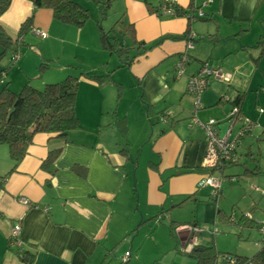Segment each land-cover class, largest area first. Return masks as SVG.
<instances>
[{
	"label": "crops",
	"instance_id": "0c3cea01",
	"mask_svg": "<svg viewBox=\"0 0 264 264\" xmlns=\"http://www.w3.org/2000/svg\"><path fill=\"white\" fill-rule=\"evenodd\" d=\"M128 2L126 23L109 30L126 53L109 51L98 39L97 56L103 60L109 52L110 57L93 74L110 79L98 83L82 73L78 76V88L84 84L96 91L82 94L80 101L77 93L76 103L81 107L75 104V115L81 128L70 131L65 139L36 134L14 170L8 150L0 148V264H110L104 261L116 256L112 249L117 246L132 264H161L164 248L158 235L139 247L132 242L131 225L121 228L118 217H127L136 205L132 223L160 222L172 210L168 180L176 181L185 202L210 188H200L205 175L221 178L209 174L201 162L205 149L202 124L209 120L217 122L219 137L232 142L248 127L227 170L243 163V158H253L249 152L253 153L255 140L260 141V149L264 145V0H177L178 8L192 12L173 18L158 13L162 0ZM198 10L203 18H196ZM136 15L150 25L148 35L141 39L137 38L139 26L128 17ZM24 23L31 28L30 34L34 30L44 34L38 36L41 46L51 47L52 36L62 30L78 33V43L84 33L76 30L81 27L53 17L49 8L12 0L0 16V29L12 40L7 47L0 43V74L7 86L13 80L9 67L19 60H7V55L16 52L12 48L23 44L29 34H19ZM190 35L193 47L186 49ZM184 55L188 58L184 73L177 76ZM127 59V65L121 64ZM203 65L220 70L226 80H212L195 106L196 98L187 91L188 81ZM44 67L47 81L52 82V69L48 64ZM23 84H30L29 79ZM237 96H241L239 117L230 125L227 119ZM57 148H61L59 155L43 169L48 152ZM226 169L224 173L231 175ZM224 181L221 196L210 197V202L218 203ZM170 222L176 251L188 255L184 249L191 235L184 228L190 225ZM14 225L20 228L19 248L8 241ZM115 240L110 251L109 243Z\"/></svg>",
	"mask_w": 264,
	"mask_h": 264
},
{
	"label": "rangeland",
	"instance_id": "374dc122",
	"mask_svg": "<svg viewBox=\"0 0 264 264\" xmlns=\"http://www.w3.org/2000/svg\"><path fill=\"white\" fill-rule=\"evenodd\" d=\"M78 1L88 8V16H90L87 23L81 29H76L78 32L81 30L84 32L80 40L81 43L76 41L78 33L75 36L70 31L62 30L57 36H52L51 47L41 46V42L39 41L42 39L28 32L29 34L26 35L23 44L19 46L15 45L12 48L17 52L19 60L12 67H9V77L13 76V80L9 79L11 82L8 85L11 91L14 90V93H19L24 85L23 83L28 79L32 87L41 90L46 84L57 83L67 76L77 77L83 72L92 78L93 71L98 69L102 61H106L110 57L109 52H106V57L103 60L97 56L96 51H98L97 48L100 44L98 40L100 35L99 26L104 31H109L111 27H121L124 22L126 23L125 20L128 18L125 10H127L129 5L128 0H110V6L105 10L104 19H100V25L97 22L99 20L98 5L100 4L95 3L93 0ZM128 17L136 21L135 24L139 26L138 39L148 35L150 25L146 19H143L142 15ZM9 55L11 54L7 55V60L11 58ZM43 64H48V67L52 69V82L47 81L49 74L46 77L45 73H43L45 70ZM65 70L69 72L68 75H66ZM4 81L7 83L5 79ZM77 90L79 101L82 94L86 95L89 92H96L95 89H91L89 85L84 84L79 86ZM115 90L117 91V89ZM79 101L78 105L76 103L77 108L81 107ZM256 139L258 140V137ZM259 142L255 140L251 145L253 153L255 154L253 157H256L257 161L243 158V163L236 164L228 170L226 169L227 172H232L231 175L236 176V181L234 180L230 183L226 180L223 182L225 189L217 204L216 202H210L208 200L211 197L210 194H212L210 188L202 190L199 194L195 195L196 197L184 202L183 200L186 197L179 195L177 192L178 185L175 183L176 181L171 179L168 180L166 188L171 189V194L168 196V207L172 210L164 214L165 216L162 217V221L142 226L138 222L132 223L131 215L135 212V205L127 217L124 214L121 215V218L118 217V223L115 219L114 224L117 223L121 228L131 225L135 238L132 242L134 244L138 243L139 247L144 244V241H150L152 243L153 238L158 235L161 240L160 246L164 248V256L161 264L195 263V260L190 258V256L176 251L175 247L178 245L177 240L169 234L171 220L188 225H192L195 223L194 220H198L195 224L202 229L201 232H198L199 235L197 236V241L200 242V245L213 246L219 253H227L231 256L252 257L253 254H256L260 250L264 231V145L260 149ZM0 148L5 151L7 150V146L5 145ZM256 166L259 170L257 171L258 173L254 171ZM246 170H250L253 173L247 172L244 174ZM199 171L203 170L199 168ZM195 198L199 199L196 203L193 202ZM135 201H137V198ZM209 207L213 208V211L208 210ZM217 207L221 211L218 218L216 217ZM136 211L139 213L138 210ZM209 211L211 212L210 216H208ZM116 225L115 229L118 231V225ZM119 239L120 236L117 241ZM115 243L116 240L110 241V251ZM113 249L112 251L115 252L116 256L114 258H111V256L104 263L132 264V259L126 262L122 261L125 255L123 253L119 254L120 246ZM218 264L226 263L220 261Z\"/></svg>",
	"mask_w": 264,
	"mask_h": 264
},
{
	"label": "trees",
	"instance_id": "16d2710c",
	"mask_svg": "<svg viewBox=\"0 0 264 264\" xmlns=\"http://www.w3.org/2000/svg\"><path fill=\"white\" fill-rule=\"evenodd\" d=\"M34 7H45L52 10L53 17L63 23L75 25L76 27H83L90 18L89 11L86 6L80 4L78 0H28ZM95 3L100 4L99 7V20L104 19L105 10L110 6V0H93ZM12 0H0V16H2L11 5ZM164 5V0H162ZM160 7V6H159ZM159 9V8H158ZM175 12L174 16H183L189 14L191 11H184L178 8L177 4L173 6ZM160 12V10H159ZM191 18V17H190ZM264 23V22H263ZM99 40L104 44L105 48L109 51H116L117 53L124 55L126 49L119 45L116 36H111V31H103L100 27ZM31 28L27 24H23L20 28L19 34H24L25 31L29 32ZM3 29H0V43L5 47L10 43L11 38L5 36ZM188 35V33H187ZM186 36V35H185ZM7 37V38H6ZM117 46V49L116 47ZM17 55L16 52H12L10 60L13 62L17 59L14 58ZM130 61V60H129ZM128 59L121 64L127 65ZM46 66L47 64H43ZM83 77H87L85 73H82ZM4 74H0V145L7 146L9 158L12 161V170L19 166V163L25 157L28 147L32 143V140L36 134H56L57 137L65 139L70 131L80 129V120L77 117L75 111V104L78 93V76H67L62 81L57 83H49L43 86L41 90L32 87L30 84H26L18 94L13 93L7 85L2 84ZM93 81L98 83L109 80L107 75L93 74ZM241 96H237L232 101L233 107L239 106ZM232 107V110H233ZM239 144V142L237 143ZM235 144V145H237ZM61 148H57L48 152L46 160L43 162L42 168H46L49 164L53 163L54 159L59 155ZM233 151V156H234ZM250 156H253L252 152H249ZM232 156V157H233ZM234 159V157H233ZM223 166L221 169L208 170L209 174L217 173L223 180L236 181V176L224 173L223 169H226L234 161ZM257 161L256 157L252 158ZM258 167L256 166L255 169ZM254 169V171H255ZM248 172H252L247 170ZM257 171H259L257 169ZM253 173V172H252ZM258 173V172H257ZM211 174V175H212ZM210 175H205L203 179ZM213 176V175H212ZM234 178V179H232ZM221 189L217 196H212V200H216L221 195ZM211 199V198H210ZM220 209H217V217L220 216ZM185 226V225H182ZM193 226V225H192ZM180 226L173 227L175 230ZM175 228V229H174ZM192 238V236H191ZM190 238V240H191ZM184 251L195 259V264H218L223 261L226 264H264V231L263 240L261 241L260 250L253 254L252 257L231 256L227 253H219L213 246H203L194 244L192 246L186 245ZM225 260H224V259Z\"/></svg>",
	"mask_w": 264,
	"mask_h": 264
},
{
	"label": "built area",
	"instance_id": "2783aa9c",
	"mask_svg": "<svg viewBox=\"0 0 264 264\" xmlns=\"http://www.w3.org/2000/svg\"><path fill=\"white\" fill-rule=\"evenodd\" d=\"M177 0H164V5L160 7L159 14L162 15H168V16H174L175 12L173 9V6L175 5ZM196 18H203L204 15L201 11L196 12ZM192 18V17H191ZM37 36L43 37L44 35L40 33L37 30H34L33 32ZM193 39V36L190 35L189 40L187 41V47L186 49H191L193 47V41H190ZM14 58H18L17 55H14ZM187 56L184 55L182 57L181 63L178 66L175 74L177 76H180L182 73H184V65L187 62ZM212 80H218V81H224L226 80V77L220 72V70H214L209 68L207 65H203L201 69L193 74L190 75L189 81H188V87L187 91L189 94H191L193 97L196 98V104H198V98L201 92L206 89L211 83ZM239 108L233 107V110L231 111V114L228 116L227 121L231 125L232 123L236 122L239 117ZM169 114H166L161 118V122L165 123L167 120V117ZM202 128L204 130L205 134V149L202 159V166L207 169H221L224 168L226 164L230 163V161L233 159V151L235 150L236 146L241 137L248 131V127H243V130L239 132V137L234 141H229L228 138H221L218 136L217 133V122L213 120L207 121L205 124H202ZM221 178H214L212 176H208L207 178L203 179L199 185L200 188L204 187H210L212 189V196H217L219 194L220 188H221ZM184 229L188 230L190 235L192 236L190 242L187 244L188 246H192L196 244V238L199 235L198 232H201L202 229L198 226H186ZM20 232V228L18 225H14L12 227L11 235L8 241H10L11 247H20V242L18 240V235ZM129 259V256L126 255L123 260L127 261ZM224 259V258H223ZM225 260V259H224Z\"/></svg>",
	"mask_w": 264,
	"mask_h": 264
}]
</instances>
